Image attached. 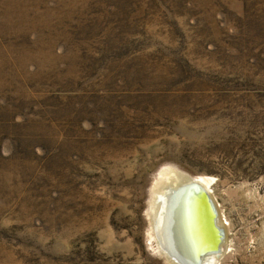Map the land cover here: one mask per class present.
<instances>
[{
    "label": "rangeland",
    "instance_id": "374dc122",
    "mask_svg": "<svg viewBox=\"0 0 264 264\" xmlns=\"http://www.w3.org/2000/svg\"><path fill=\"white\" fill-rule=\"evenodd\" d=\"M174 174L264 264V0H0V264H169Z\"/></svg>",
    "mask_w": 264,
    "mask_h": 264
},
{
    "label": "bare ground",
    "instance_id": "6f19581e",
    "mask_svg": "<svg viewBox=\"0 0 264 264\" xmlns=\"http://www.w3.org/2000/svg\"><path fill=\"white\" fill-rule=\"evenodd\" d=\"M169 176V182L157 180L152 186L150 239L156 243L157 251L169 264H195V256L203 248L204 236L208 235L204 220L207 209L201 207V211L199 210L197 200L192 198V195L195 196L193 191L187 190L188 188L182 190L190 180L176 174ZM198 180L210 193L208 180ZM216 226L220 228L217 220ZM207 237L211 245V237ZM218 254H206L200 258V264H217Z\"/></svg>",
    "mask_w": 264,
    "mask_h": 264
},
{
    "label": "water",
    "instance_id": "95a60500",
    "mask_svg": "<svg viewBox=\"0 0 264 264\" xmlns=\"http://www.w3.org/2000/svg\"><path fill=\"white\" fill-rule=\"evenodd\" d=\"M185 188H188L187 190H191L193 191L192 194H195V196L192 195V198L197 200L200 211L201 207L207 209V212H204V220L206 221L208 235L211 237L210 239L212 244L210 245V240L207 237L208 235H205L203 248L201 251H198L195 256V264H200L201 257L205 256L206 254L216 255L220 252L224 231L216 226V220L218 216L217 210L215 208L216 206L210 196V193L203 187L198 178L190 179V182L183 186L182 190Z\"/></svg>",
    "mask_w": 264,
    "mask_h": 264
}]
</instances>
